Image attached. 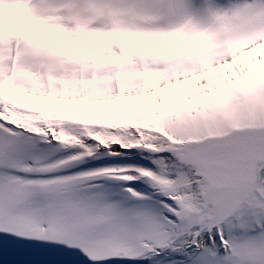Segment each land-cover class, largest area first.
Returning a JSON list of instances; mask_svg holds the SVG:
<instances>
[{"label":"snow or ice","instance_id":"1","mask_svg":"<svg viewBox=\"0 0 264 264\" xmlns=\"http://www.w3.org/2000/svg\"><path fill=\"white\" fill-rule=\"evenodd\" d=\"M163 254L264 264V0H0V264Z\"/></svg>","mask_w":264,"mask_h":264},{"label":"bare ground","instance_id":"2","mask_svg":"<svg viewBox=\"0 0 264 264\" xmlns=\"http://www.w3.org/2000/svg\"><path fill=\"white\" fill-rule=\"evenodd\" d=\"M132 153L135 155L136 159H138V160L140 159L142 161V163H144L143 161H147V160L143 159V157H142V155L140 153L135 152V151H133ZM111 158H112L111 156H108V155L105 154L103 156V158H101V159L89 161V163H88V165H86V167H88V166H92V167H107V166H112L113 165V162H109L108 161ZM106 159H108V160L106 161ZM138 188L141 189V190L148 191L147 186L146 185H143V184L138 185ZM167 258H168V254H163L162 256H158V257H156L153 260L136 261V263H134V264H167Z\"/></svg>","mask_w":264,"mask_h":264},{"label":"rangeland","instance_id":"3","mask_svg":"<svg viewBox=\"0 0 264 264\" xmlns=\"http://www.w3.org/2000/svg\"><path fill=\"white\" fill-rule=\"evenodd\" d=\"M123 156L121 155L117 158L112 157L110 160L106 159V161L108 160L109 162H113V165H140L144 167L150 166L149 162L143 161L144 163H142L140 159H136L135 155L132 152L124 153Z\"/></svg>","mask_w":264,"mask_h":264}]
</instances>
